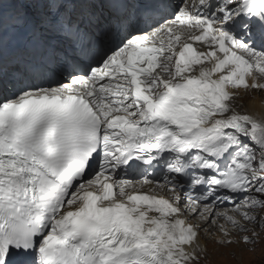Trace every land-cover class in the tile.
Instances as JSON below:
<instances>
[{
    "label": "snow or ice",
    "instance_id": "1",
    "mask_svg": "<svg viewBox=\"0 0 264 264\" xmlns=\"http://www.w3.org/2000/svg\"><path fill=\"white\" fill-rule=\"evenodd\" d=\"M260 93L264 0H0V264L254 251Z\"/></svg>",
    "mask_w": 264,
    "mask_h": 264
},
{
    "label": "rangeland",
    "instance_id": "2",
    "mask_svg": "<svg viewBox=\"0 0 264 264\" xmlns=\"http://www.w3.org/2000/svg\"><path fill=\"white\" fill-rule=\"evenodd\" d=\"M249 98L245 97L242 104V110L248 109L250 104L261 102L264 105V93L258 94ZM211 247L210 252L213 248L218 246L209 244ZM253 246L232 245L230 247L219 248L218 251L212 252L211 264H264V235H262L261 242L254 246V251L250 250Z\"/></svg>",
    "mask_w": 264,
    "mask_h": 264
},
{
    "label": "bare ground",
    "instance_id": "3",
    "mask_svg": "<svg viewBox=\"0 0 264 264\" xmlns=\"http://www.w3.org/2000/svg\"><path fill=\"white\" fill-rule=\"evenodd\" d=\"M258 97L259 96L257 95L256 98L258 99ZM247 110L250 111V112H264V105H263L262 101L261 102H257V103H253V104L249 105ZM145 190H147V188ZM210 247L211 246L209 245V248Z\"/></svg>",
    "mask_w": 264,
    "mask_h": 264
}]
</instances>
